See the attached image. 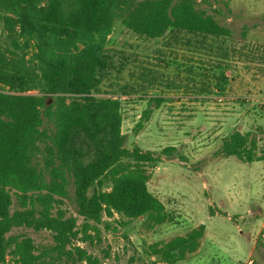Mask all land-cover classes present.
Masks as SVG:
<instances>
[{
  "label": "trees",
  "instance_id": "obj_1",
  "mask_svg": "<svg viewBox=\"0 0 264 264\" xmlns=\"http://www.w3.org/2000/svg\"><path fill=\"white\" fill-rule=\"evenodd\" d=\"M200 1L0 0V264H100L75 241L93 245L100 225L111 230L104 217L170 221L148 187L147 165L159 157L126 147L122 98L98 95L116 69L107 51L116 21L150 40L170 32L230 38ZM153 102L159 108L164 99L148 100L135 132L150 120ZM259 150L252 132L235 131L219 154L252 164L264 161ZM69 200L77 216L62 208ZM19 229L48 232L53 243L13 233ZM205 233L201 225L145 254L177 264Z\"/></svg>",
  "mask_w": 264,
  "mask_h": 264
},
{
  "label": "rangeland",
  "instance_id": "obj_2",
  "mask_svg": "<svg viewBox=\"0 0 264 264\" xmlns=\"http://www.w3.org/2000/svg\"><path fill=\"white\" fill-rule=\"evenodd\" d=\"M200 3L232 30L230 38L170 32L150 40L115 22L107 51L116 69L98 96L122 98L126 147L159 157L147 165L148 187L171 218L151 226L145 218L104 217L111 230L100 225L93 245L75 241L100 264H166L145 249L201 225L200 248L177 264H264V161L245 164L219 154L235 131L252 132L264 152V0ZM152 97L164 102L152 103L137 133ZM62 208L77 216L73 200ZM21 232L39 245L53 243L48 232L13 233Z\"/></svg>",
  "mask_w": 264,
  "mask_h": 264
},
{
  "label": "built area",
  "instance_id": "obj_3",
  "mask_svg": "<svg viewBox=\"0 0 264 264\" xmlns=\"http://www.w3.org/2000/svg\"><path fill=\"white\" fill-rule=\"evenodd\" d=\"M249 264H253V261L249 262Z\"/></svg>",
  "mask_w": 264,
  "mask_h": 264
}]
</instances>
